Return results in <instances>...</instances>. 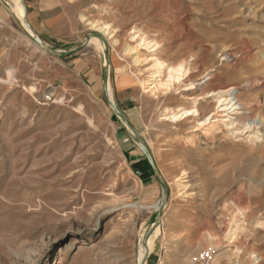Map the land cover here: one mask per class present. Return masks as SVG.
Returning <instances> with one entry per match:
<instances>
[{
  "label": "rangeland",
  "instance_id": "1",
  "mask_svg": "<svg viewBox=\"0 0 264 264\" xmlns=\"http://www.w3.org/2000/svg\"><path fill=\"white\" fill-rule=\"evenodd\" d=\"M26 3L53 49L90 37L74 54L47 52L14 1L0 0V264H139L148 239L145 264H191L204 249L213 264H264V126L252 122L264 121V0ZM133 27L162 59L187 63L181 86L143 92L148 73L125 51ZM190 81L196 88L183 91ZM224 86L242 103L232 131L207 139L190 131L193 119H160L193 106L203 118L215 107L207 92Z\"/></svg>",
  "mask_w": 264,
  "mask_h": 264
},
{
  "label": "bare ground",
  "instance_id": "2",
  "mask_svg": "<svg viewBox=\"0 0 264 264\" xmlns=\"http://www.w3.org/2000/svg\"><path fill=\"white\" fill-rule=\"evenodd\" d=\"M13 1L15 3V11L23 19V17H25V11L21 0ZM21 24L35 38V43L38 45L39 43L43 44L44 40L38 37L24 20H21ZM89 24L91 27L96 28L99 32L106 35L111 41L116 42L113 36L114 29L111 28L109 24L98 20L89 21ZM128 36L129 42L125 46L126 53H129L132 61L139 66L138 70L140 73H148L147 78L141 81L144 93H150L152 95L158 93L167 94L171 91L172 87L181 86L180 84L183 83V79L189 76L190 68L187 66V63L180 62L178 64H170L162 59L158 54L160 44L152 39H148L140 29L136 27L131 28ZM142 67L144 68L142 69ZM210 77L211 76H208V79ZM196 85L197 83L190 81L184 85L183 91L192 90L196 88ZM207 95V97L213 98L215 107L203 118H199L201 112L198 107L193 106L191 108L178 107L168 111L165 110L160 119L162 121H171L174 123H181L187 119H193L196 123L191 126L190 131H200L207 139L213 137L215 133L220 132L221 126L223 127L222 130L225 132L232 131L238 117L237 113H239L238 111L242 106L237 94V87H219L208 91ZM106 96L109 102H114L109 86L106 88ZM197 99H199V97L195 98V96H188V100H192L193 102H196ZM256 119H253L252 122L257 125L259 124V127H263L264 121L261 119L256 121ZM249 127H251V125H249ZM261 135H264V132H261ZM183 172L182 174H185V171ZM187 185H183L182 188H186ZM231 230L232 229L229 231ZM152 242V239H148L144 244H140L138 250L139 264H145V258L153 248Z\"/></svg>",
  "mask_w": 264,
  "mask_h": 264
},
{
  "label": "water",
  "instance_id": "3",
  "mask_svg": "<svg viewBox=\"0 0 264 264\" xmlns=\"http://www.w3.org/2000/svg\"><path fill=\"white\" fill-rule=\"evenodd\" d=\"M21 2H22V4H23V6H24V11H25V17H23V19L21 18V20H24V22H25V23H26V24L32 29V31H33L34 33L37 34V32H36V31L34 30V28L30 25V23H29V21H28V19H27V16H26V5H25V1H24V0H21ZM37 35H38V34H37ZM30 36H31V38H32L33 40H35V38H34L32 35H30ZM38 37H40V36L38 35ZM89 37H90V36H89ZM89 37H88V35H86V36L84 37V39L81 40V42H80L79 44H77V45H75V46H73V47H71V48H69V49H66V50H56V49H53V48L50 47L46 42H43V44H42V43H39V46H40L43 50H45V51H47V52H50V53H53V54H55V55H57V56H67V55H71V54L75 53L76 51H78V49H80V47H81L85 42H87V39H88ZM99 37H100V36H99ZM41 39H42V38H41ZM103 43H104V53H102V54H103V57H104L103 67H104V77H105L106 67H107V62H106V46H105V42H104V40H103ZM103 85H104V88H105V86H106V82H105V80H104V82H103ZM105 97H106V91H105ZM106 99H107V97H106ZM107 102H108L109 105L112 107V109L114 110V112L118 115V117H120V118L123 120L124 125L126 126L127 130H128V131L130 132V134L134 137L136 144H137L138 147L140 148V150H141V152H142V154H143V156H144V159H146L147 162H148V164L150 165L153 174H154L158 179H160V177H159V175H158V173H157V171H156V167H155V164H154L153 158H152V156H151V154H150V151H149V149L147 148L146 144H145V143H144V142H143V141H142V140H141V139L135 134V132H134L132 126H131L130 123L127 121V119L122 115V113L118 110V108L116 107L115 103H114V102H109L108 100H107ZM164 198H165V197H164ZM163 200H165V199H163ZM160 218H161V216H160V210H159V211H158V214H157V217H156V219H155V221H154L152 224L149 225L148 230L151 229V228H153V227L159 222ZM146 237H147V231H146V233L143 235V239L146 238ZM147 256H148V255H147ZM147 256H146V257H147ZM145 260H146V258H145Z\"/></svg>",
  "mask_w": 264,
  "mask_h": 264
},
{
  "label": "built area",
  "instance_id": "4",
  "mask_svg": "<svg viewBox=\"0 0 264 264\" xmlns=\"http://www.w3.org/2000/svg\"><path fill=\"white\" fill-rule=\"evenodd\" d=\"M191 264H213L212 251L210 249H204L198 252Z\"/></svg>",
  "mask_w": 264,
  "mask_h": 264
},
{
  "label": "crops",
  "instance_id": "5",
  "mask_svg": "<svg viewBox=\"0 0 264 264\" xmlns=\"http://www.w3.org/2000/svg\"><path fill=\"white\" fill-rule=\"evenodd\" d=\"M25 1V5H26V16H27V19H28V21H29V23H30V25L34 28V30L37 32V34L40 36V34H39V31L38 30H36V28H35V26H34V23L32 22V20L30 19V16H29V14H28V8H29V5H28V3H26V1L27 0H24ZM42 1H47V0H42ZM0 8H1V5H0ZM75 46V45H74ZM73 47V46H72ZM71 48V47H70ZM69 49V48H68ZM76 53V52H75ZM74 54V53H73Z\"/></svg>",
  "mask_w": 264,
  "mask_h": 264
},
{
  "label": "trees",
  "instance_id": "6",
  "mask_svg": "<svg viewBox=\"0 0 264 264\" xmlns=\"http://www.w3.org/2000/svg\"><path fill=\"white\" fill-rule=\"evenodd\" d=\"M145 161L147 162V160L145 159ZM147 164H148V162H147ZM148 166L150 167V165L148 164ZM150 169H151V167H150Z\"/></svg>",
  "mask_w": 264,
  "mask_h": 264
}]
</instances>
